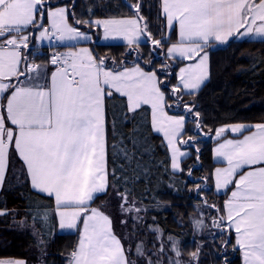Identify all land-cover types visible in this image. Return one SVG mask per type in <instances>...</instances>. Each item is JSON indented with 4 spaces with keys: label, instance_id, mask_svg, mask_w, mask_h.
Returning <instances> with one entry per match:
<instances>
[{
    "label": "snow or ice",
    "instance_id": "6c2138e0",
    "mask_svg": "<svg viewBox=\"0 0 264 264\" xmlns=\"http://www.w3.org/2000/svg\"><path fill=\"white\" fill-rule=\"evenodd\" d=\"M124 7L127 12L99 0H0V191L18 158L31 189L52 202L29 205L19 221L14 209L0 206V218L29 229L42 255L43 229L53 218L60 230L76 232L66 264H185L179 241L147 224L143 198L128 190L139 176H117L108 166L109 148L114 159L136 158L121 125L142 119L141 127L168 151L172 173L193 182L186 189L199 199L195 228L210 229L222 249H238L243 264H264V119L211 129L194 99L210 79L209 48L232 40L264 43V0H124ZM146 7L156 9L151 20ZM96 33L123 40L126 51L115 57L81 46L95 43ZM44 41L67 50L37 64L34 56L42 53L30 45ZM212 135L214 157L225 166L196 177L185 158L194 149L199 164V138ZM112 181L125 185L116 195L120 223L131 221L128 237L117 235L102 201L115 188ZM209 188L228 198L209 203L203 195ZM189 255L187 264H198L199 249ZM0 264L30 262L6 256Z\"/></svg>",
    "mask_w": 264,
    "mask_h": 264
},
{
    "label": "trees",
    "instance_id": "16d2710c",
    "mask_svg": "<svg viewBox=\"0 0 264 264\" xmlns=\"http://www.w3.org/2000/svg\"><path fill=\"white\" fill-rule=\"evenodd\" d=\"M88 2L92 3V0ZM99 2L110 6L113 10L120 8L123 12H127L124 0H99ZM153 3L154 0H145L146 5ZM80 11L81 9H77L78 15ZM106 14L111 13L107 11L98 13L101 16ZM144 14L151 20L156 14V9L146 7ZM100 36V33H96L93 36L95 43L90 45L101 55L119 57L126 51L125 44H102ZM141 47L146 50L144 44ZM46 57H48L47 52L41 57L34 56V59L39 61ZM210 58V79L194 98L198 101L202 118L208 128L216 129L234 122L254 123L264 119V43L232 40L227 45L211 50ZM189 99L193 98L189 97ZM143 124L144 120L141 119L121 125L122 133L127 134L135 144L136 158L133 161H124L117 154L114 159L112 149L109 148L108 166L109 169L117 168V176L127 173L131 177L134 172L139 176V179L131 180V187L128 190L134 191L135 196L143 198L147 211L142 215L146 223L158 227L164 237L171 234L179 241L178 247L182 253L180 259L185 264L190 259L189 254L198 249V264H243L242 254L238 249H234L231 245L222 249L219 247L221 241H213L209 236L210 229L195 228L194 218L200 217L201 209L193 206L199 203V199L194 192L186 189V185L187 188H191L193 182L186 176L172 173L169 167V153L162 146L160 137L148 133L146 128L141 127ZM207 130L206 128L205 131ZM134 131L137 133L135 136L132 135ZM139 133L144 134L143 138ZM191 134L190 132L189 135ZM109 143H112L111 135H109ZM215 143L214 135L199 138V164L196 163L194 149L189 148L192 157L185 158V162L195 167L194 176H207L215 168L216 163L213 160ZM128 146L131 148V145ZM10 169L5 190L0 196V206L14 209L17 213L16 221L26 218V214L30 211L29 205L52 203L50 199L31 189L20 171L21 163L18 158L12 160ZM140 170H144L143 174ZM112 183L115 184V188L110 190L102 201L106 205L105 210L113 219L117 235L128 237L132 234L131 221L127 225L120 223L122 219L120 199L116 195V189H122L125 185L122 181L120 183L112 181ZM203 195L209 203L218 206L228 198L227 195L219 194L211 188ZM97 203H101V200ZM43 230L47 234V242L42 255L35 247L29 229L17 227L11 217L0 218V257L24 258L30 264H66L68 254L79 238L78 234L59 233L54 218L44 226ZM165 250H168L167 243Z\"/></svg>",
    "mask_w": 264,
    "mask_h": 264
},
{
    "label": "crops",
    "instance_id": "0c3cea01",
    "mask_svg": "<svg viewBox=\"0 0 264 264\" xmlns=\"http://www.w3.org/2000/svg\"><path fill=\"white\" fill-rule=\"evenodd\" d=\"M102 35V34H101ZM100 42L102 43V44H125V42L123 41V40H119V39H117V40H109V41H104L102 38H101V36H100ZM51 45H53V42H49V41H44V42H38L35 46H38V47H41V48H47V47H49V46H51ZM219 44H216V45H214L213 47H211V48H209L208 49V54H209V61H210V76H211V58H210V51L211 50H214V49H216L217 48V46H218ZM81 46H87V47H91V45L90 44H81ZM60 47H62V48H64L62 45H60ZM66 49V48H65ZM48 60V57H46V58H43V59H41V60H39V61H35V63H37V64H41V63H45L46 61ZM207 83V82H206ZM215 140H216V138H215ZM216 144V143H215ZM214 147H215V145H214ZM214 149V148H213ZM213 160H214V162L216 163V166L215 167H223V166H225L224 165V162H222V161H220V160H217L215 157H214V151H213ZM10 171H11V169L9 170V173H10ZM9 173H8V177H9ZM2 192L3 191H0V196H1V194H2ZM36 192V191H35ZM219 194H224V193H219ZM58 231H59V233H73V232H69L68 230H60L59 229V227H58ZM242 254V253H241ZM242 262H243V259H242Z\"/></svg>",
    "mask_w": 264,
    "mask_h": 264
},
{
    "label": "built area",
    "instance_id": "2783aa9c",
    "mask_svg": "<svg viewBox=\"0 0 264 264\" xmlns=\"http://www.w3.org/2000/svg\"><path fill=\"white\" fill-rule=\"evenodd\" d=\"M30 49H32L33 53H42V55H44V53L47 52V56L49 57L50 52L52 51H66L67 49H62L60 47V45H57L55 42H53V45L47 47V48H41L38 46H35L33 48L32 45H30ZM46 49V50H45ZM42 55H35L37 57H41Z\"/></svg>",
    "mask_w": 264,
    "mask_h": 264
},
{
    "label": "water",
    "instance_id": "95a60500",
    "mask_svg": "<svg viewBox=\"0 0 264 264\" xmlns=\"http://www.w3.org/2000/svg\"><path fill=\"white\" fill-rule=\"evenodd\" d=\"M218 46H221V45H218ZM218 46H217V47H218Z\"/></svg>",
    "mask_w": 264,
    "mask_h": 264
},
{
    "label": "rangeland",
    "instance_id": "374dc122",
    "mask_svg": "<svg viewBox=\"0 0 264 264\" xmlns=\"http://www.w3.org/2000/svg\"><path fill=\"white\" fill-rule=\"evenodd\" d=\"M261 105V104H260Z\"/></svg>",
    "mask_w": 264,
    "mask_h": 264
}]
</instances>
